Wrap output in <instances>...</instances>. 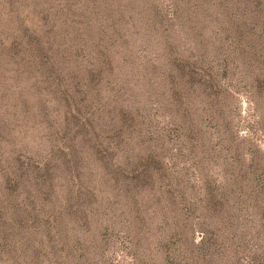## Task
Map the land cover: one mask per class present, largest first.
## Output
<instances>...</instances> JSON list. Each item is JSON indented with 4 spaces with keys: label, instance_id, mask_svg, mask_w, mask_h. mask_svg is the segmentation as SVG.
<instances>
[{
    "label": "rangeland",
    "instance_id": "rangeland-1",
    "mask_svg": "<svg viewBox=\"0 0 264 264\" xmlns=\"http://www.w3.org/2000/svg\"><path fill=\"white\" fill-rule=\"evenodd\" d=\"M0 264H264V0H0Z\"/></svg>",
    "mask_w": 264,
    "mask_h": 264
}]
</instances>
